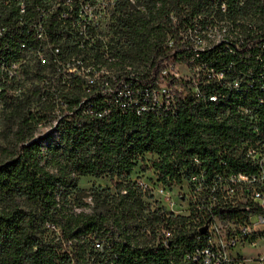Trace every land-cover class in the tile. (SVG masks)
<instances>
[{
  "label": "trees",
  "instance_id": "1",
  "mask_svg": "<svg viewBox=\"0 0 264 264\" xmlns=\"http://www.w3.org/2000/svg\"><path fill=\"white\" fill-rule=\"evenodd\" d=\"M66 1H0V264H186L199 221L193 215L169 219L174 239L168 248L155 247L160 210L151 211L134 171H150L153 185L173 189L200 170H247L245 145L264 141V0H247L230 11L224 27L242 33V40L201 54L215 68L232 63L228 80L238 78L240 88L200 87L205 100L189 98L175 116L127 111L102 120L68 115L86 96L85 82L72 78L68 66L73 61L84 67L129 66L146 78L169 64H188L191 52L185 48L191 41L179 38V31L192 26L196 15H209L212 0H136L134 5L116 0L113 38L106 45L92 39L93 31L84 35L60 19ZM237 16L244 22L237 23ZM227 46L236 53L228 55ZM106 55L115 62L108 64ZM20 60L22 79L6 71ZM27 83V92L10 94ZM210 95L217 102L208 101ZM57 109L63 115L61 141L50 147L49 170L41 165L34 133ZM242 110L248 114L241 115ZM81 177H109L114 190L93 191L89 215L72 210L80 206ZM103 232L109 234V245L99 251L95 244Z\"/></svg>",
  "mask_w": 264,
  "mask_h": 264
},
{
  "label": "built area",
  "instance_id": "2",
  "mask_svg": "<svg viewBox=\"0 0 264 264\" xmlns=\"http://www.w3.org/2000/svg\"><path fill=\"white\" fill-rule=\"evenodd\" d=\"M113 1L115 6L116 0ZM128 1L136 4V0ZM90 3L93 1L67 0L60 12V19H67L79 28L77 23L81 17L80 8H87L83 4ZM207 3L213 8L209 15H196L192 19V26L179 31V38L191 41L190 46L185 48L191 52L188 64H169L158 76L150 72L146 78H142L129 66L123 69L93 64L84 67L82 62L73 61L67 72L72 78H80L85 82L86 96L68 115L79 112L93 120H102L127 111L137 115L153 113L175 116L180 104L189 98L205 100L200 87L212 83L230 91L240 88L238 78L228 80V74L234 66L232 63L215 68L210 61L201 59V54L222 43L226 44L229 40L244 38L242 33L229 31L224 24L231 21L230 11L244 7L247 0H212ZM170 19L176 22L173 14H170ZM236 22H244L243 17L237 16ZM202 23L204 26H199ZM37 30L38 38H42L41 26ZM80 31L84 35L87 32ZM217 37H221L220 43L209 42ZM171 45L172 42H169V46ZM239 46L237 43L235 49H239ZM226 49L228 55L236 53L232 47L227 46ZM106 58L111 60L108 64L115 62L108 55ZM15 65L16 62H13L9 67L13 68ZM179 65H184L186 69L184 77L179 75ZM4 67L2 63V68ZM261 88L264 90V83ZM208 101L215 103L217 97L210 95ZM59 103L62 109H66L62 101ZM58 113L61 119L63 115L59 110ZM247 114V110H242L241 115ZM255 132L260 133L257 130ZM245 146L247 170H220L211 174L200 170L190 174L185 182L187 193L178 194L180 205L187 202L181 211L173 210L172 189L136 180L151 211L160 210L161 217L154 230L155 247L168 248L171 245L174 226L168 223L169 219L193 215L199 224L195 228L197 233L192 247L184 255L186 264H264V141ZM194 163L199 164L197 160ZM204 227L206 231L201 233ZM46 228L60 236L59 229L53 224H48ZM147 234L151 235L149 230ZM95 249L102 251L103 245L96 242ZM248 249L253 252L244 253Z\"/></svg>",
  "mask_w": 264,
  "mask_h": 264
},
{
  "label": "rangeland",
  "instance_id": "3",
  "mask_svg": "<svg viewBox=\"0 0 264 264\" xmlns=\"http://www.w3.org/2000/svg\"><path fill=\"white\" fill-rule=\"evenodd\" d=\"M1 1V0H0ZM86 5L87 8L83 7L80 8V15L79 21L77 25L79 26L80 30H87L95 34L94 39H99L104 45L107 44L109 39L113 38L112 31L110 30V26L113 23V16L114 13V1L112 0H93V3L90 4H83ZM221 37L210 39L209 42L211 44L220 43ZM233 41V40H232ZM208 42V41H207ZM105 50V47L103 48ZM31 54L27 55V59H29ZM24 61H17L15 67H9L8 71L17 76L18 79H22L20 73L22 71V64ZM34 62H32L33 64ZM179 75L184 77L186 75V69L184 65H179L178 68ZM24 88L21 90L10 92L11 95H20L28 91L30 84H24ZM57 101L59 102L60 99L58 98ZM60 120V114L58 113V109L55 113L50 115L47 120L41 121L35 127L34 137L35 140L39 143L41 147V165H45L47 169H51V167L46 162L49 161L50 158V147L54 144L60 143V137L58 133V122ZM3 128V124L0 117V131ZM0 145H4V142L0 138ZM139 175L140 178L136 180L144 183L151 184L149 178L152 177V173L150 171L138 173V169H135L134 176ZM134 178V177H133ZM78 189L79 193L77 197L80 199V206L74 205L73 212L76 214L84 213V214H91L93 204L91 201V193L96 190L100 189H109L113 192V187L111 184V179L109 177H104L100 179H95L91 177H81L78 182ZM179 193H187V186L185 183L182 186L174 187L171 191V201L174 203L173 210L181 211L183 208L186 207L187 202L181 203L178 197ZM158 197V196H156ZM109 230V229H108ZM113 231V230H111ZM109 234L107 232H103L100 234V237L97 239L103 246L109 245L108 240ZM252 250H245L244 253L249 254L252 253Z\"/></svg>",
  "mask_w": 264,
  "mask_h": 264
},
{
  "label": "water",
  "instance_id": "4",
  "mask_svg": "<svg viewBox=\"0 0 264 264\" xmlns=\"http://www.w3.org/2000/svg\"><path fill=\"white\" fill-rule=\"evenodd\" d=\"M206 231V227L201 229V233H204Z\"/></svg>",
  "mask_w": 264,
  "mask_h": 264
}]
</instances>
